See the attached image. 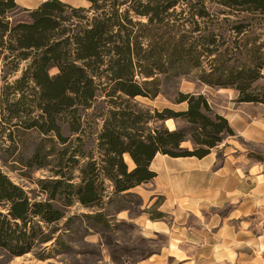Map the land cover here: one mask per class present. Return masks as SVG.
<instances>
[{"label":"trees","instance_id":"1","mask_svg":"<svg viewBox=\"0 0 264 264\" xmlns=\"http://www.w3.org/2000/svg\"><path fill=\"white\" fill-rule=\"evenodd\" d=\"M88 1L43 0L15 19L18 1L0 0L1 164L2 150L21 163V177L53 164L36 180L45 199L0 166V246L14 255L52 240L57 228H47L75 202L108 223L115 196L156 176L158 152L203 157L235 133L201 91L177 89L178 109L138 96L153 99L165 81L195 73L234 88L238 101L264 103V27L256 25L264 0ZM171 118L186 124L170 128Z\"/></svg>","mask_w":264,"mask_h":264},{"label":"crops","instance_id":"2","mask_svg":"<svg viewBox=\"0 0 264 264\" xmlns=\"http://www.w3.org/2000/svg\"><path fill=\"white\" fill-rule=\"evenodd\" d=\"M17 1L35 7L43 0ZM205 86L202 92L218 96L208 93L213 109L229 119L235 133L203 157L158 152L151 162L156 176L128 190L138 193L144 206L165 212L155 219L143 210L128 214L145 237H167L160 250L134 264H241L242 247L258 241L257 225L243 219L253 214L264 217V168L250 154L264 146V103L238 101L232 87L211 92L209 87L214 86ZM229 89L233 92L228 95ZM166 122L175 127L173 118Z\"/></svg>","mask_w":264,"mask_h":264},{"label":"rangeland","instance_id":"3","mask_svg":"<svg viewBox=\"0 0 264 264\" xmlns=\"http://www.w3.org/2000/svg\"><path fill=\"white\" fill-rule=\"evenodd\" d=\"M66 1L76 5L89 4L88 0ZM21 7L14 16L15 19L28 18V11L24 9V6L21 5ZM255 21H259V19H255ZM256 25L260 30L264 27V20L262 23L256 22ZM259 82H264V76L260 78ZM205 87V84L197 79L195 73H190L165 81L162 92L157 97L152 99L138 96L137 100L151 108L155 106L162 108L164 105H170L178 109L182 108L183 105L175 101L177 89L202 92ZM209 89L211 92H216V89L219 88L209 87ZM230 92L233 91L229 89L225 93L229 95ZM208 93H206L207 96ZM211 96L215 97L213 94ZM173 120L175 127L177 124H186L183 119H178V122L174 118ZM164 122L167 126L173 127L172 123ZM186 146L193 148V143ZM256 150L252 151V157L258 163L261 161L260 163L264 168V146H257ZM18 151L19 149H17L15 155ZM1 153L6 164H1L0 159V166L11 178L29 190V194L34 198L45 199L46 192L41 190L36 180L51 174L53 164L44 168L24 169L31 177H21V163L14 159L15 157H13L11 151L2 150ZM128 162L131 165L129 160ZM106 207L105 211L109 219L106 224L85 215V213H93L95 211L94 207L83 206L80 202L65 207L64 216L47 228V230L51 227L57 228L55 237L52 240L37 245L35 252L30 251L19 255H14L0 246V264H134L138 259L160 250L162 245L167 242L165 234H159L154 239L145 237L140 226L128 216V214L130 216L138 214L144 207L150 210L155 209L153 205L151 207L144 206L138 193L117 195ZM124 209L129 210L122 217L120 212ZM243 220L250 223L249 225H257L255 233L258 236V241L255 245L251 243L247 247H242L241 264H264V217L257 218L253 214ZM38 252L45 253L47 257L38 256Z\"/></svg>","mask_w":264,"mask_h":264}]
</instances>
